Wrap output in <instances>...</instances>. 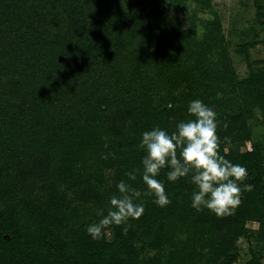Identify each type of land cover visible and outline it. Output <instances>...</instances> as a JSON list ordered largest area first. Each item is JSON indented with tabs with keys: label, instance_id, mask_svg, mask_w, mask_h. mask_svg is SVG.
<instances>
[{
	"label": "trees",
	"instance_id": "trees-1",
	"mask_svg": "<svg viewBox=\"0 0 264 264\" xmlns=\"http://www.w3.org/2000/svg\"><path fill=\"white\" fill-rule=\"evenodd\" d=\"M189 28L181 24L170 47L152 59L149 49L165 40L163 35L151 43L119 0H0V182H12L10 198L18 193L30 197L42 180L60 182L62 169L52 173L51 166L63 135L70 134L74 142L108 135L118 147L143 158L138 147L142 133L154 126L175 130L178 121L189 118L184 102L201 99L217 113L220 154L247 169L245 183L252 190L243 192L231 215L220 217L191 207L190 178L169 182L162 170L159 179L176 193L172 199L166 188L171 200L167 211L184 203L188 220L201 223L190 245L212 250L222 264L236 262L234 246L246 216L264 215V164L258 146L244 153L227 149L250 140L249 120L257 108L264 111V75L244 80L222 75L220 69L230 61H213L221 66L215 70L209 51L196 57L187 40ZM64 84L73 93L68 101L56 97ZM154 93L161 97L158 108L148 104ZM130 223L127 233L118 227L108 239L48 244L49 254L59 248L63 264H139L142 254L154 252L145 264H192L195 250L187 242L169 243L181 234L176 227L172 233L164 228L153 238H142L140 225ZM0 225L6 224L1 220Z\"/></svg>",
	"mask_w": 264,
	"mask_h": 264
},
{
	"label": "rangeland",
	"instance_id": "rangeland-1",
	"mask_svg": "<svg viewBox=\"0 0 264 264\" xmlns=\"http://www.w3.org/2000/svg\"><path fill=\"white\" fill-rule=\"evenodd\" d=\"M119 2L134 14L138 31L145 33L151 43L155 42L159 33L163 35L162 39H167L149 49L152 59L160 55L162 47H170L177 36L178 27L185 23L186 26L190 25L191 34L187 36V40L190 37V49L196 52V57L209 51L213 63L211 66L215 70H219L221 66H215L213 61H230V65L220 69L222 75H235L238 80L248 79L252 75H264V0ZM178 45L183 46V38ZM160 64L161 62L156 63L155 72ZM57 89L58 99L68 101L73 96L68 84L60 85ZM164 91L169 92L168 89ZM180 95L182 99L185 98L182 93ZM189 102H184L186 108ZM161 103V97L156 93L149 96L148 104L152 108H158ZM249 130L250 140L237 142L227 152L244 153L258 146L262 150L264 164L263 110L256 109L254 117L249 120ZM69 138L70 134L63 135L53 150L51 171L53 173L58 166L62 169L60 182L56 178H51L48 182L42 180L30 197H23L18 193L14 200L10 198L12 182L4 179L0 182V221L6 224L4 227L0 225V264H63L59 248L50 255L47 245L52 244L53 248L59 247L58 243L66 244L70 240H94L88 234L87 226L98 220L97 210L104 209L106 214L110 197L107 189L118 194L116 184L123 179L133 187L147 191L140 173H137L135 181H129L125 175V172L132 169H142V158L118 147V142L113 137L105 135L102 140L76 139V142ZM166 188L172 199L176 197L173 188ZM179 197L181 198L180 195ZM143 202L144 214L138 220H129L127 227L133 225L130 221L134 225H140L136 227L142 231V238H153L155 233L164 228L165 232L172 233L176 227L181 234L177 239L172 238L169 243L177 247L182 242H187L195 250L192 264H222L221 260L217 262L214 259L215 252L212 250L190 245L197 233L196 228L201 223L188 220L184 203L171 205L167 211L166 206L160 207L153 203L151 196L143 197ZM251 210V213L256 211L255 208ZM245 222L242 234L234 246L237 249V261L233 264H264L263 212H257L253 218L246 216ZM118 227L121 226L112 227L100 239L112 237ZM15 255L18 260L13 258ZM153 258L154 252H147L141 255L138 263L145 264Z\"/></svg>",
	"mask_w": 264,
	"mask_h": 264
},
{
	"label": "clouds",
	"instance_id": "clouds-1",
	"mask_svg": "<svg viewBox=\"0 0 264 264\" xmlns=\"http://www.w3.org/2000/svg\"><path fill=\"white\" fill-rule=\"evenodd\" d=\"M187 119L176 123L175 130L159 126L142 133L138 147L145 152L141 168L125 172L129 181L140 173L147 191L133 187L126 180L116 184L117 193L109 197V207L97 210L98 220L87 226L93 239H100L114 226L127 233L131 219H139L145 211L143 197H153V203L165 207L171 203L165 184L159 179L166 170L167 180L177 182L190 178L194 185L191 207L205 209L217 216L231 215L241 204L242 194L253 186L245 183L247 169L233 163L219 152L217 113L201 99H193L187 107ZM107 157H105L106 159Z\"/></svg>",
	"mask_w": 264,
	"mask_h": 264
}]
</instances>
